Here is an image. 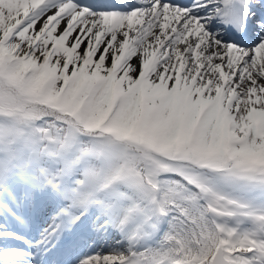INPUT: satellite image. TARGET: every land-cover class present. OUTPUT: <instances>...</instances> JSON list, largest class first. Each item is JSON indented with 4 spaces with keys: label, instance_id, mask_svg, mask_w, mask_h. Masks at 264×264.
<instances>
[{
    "label": "snow or ice",
    "instance_id": "obj_1",
    "mask_svg": "<svg viewBox=\"0 0 264 264\" xmlns=\"http://www.w3.org/2000/svg\"><path fill=\"white\" fill-rule=\"evenodd\" d=\"M0 264H264V0H0Z\"/></svg>",
    "mask_w": 264,
    "mask_h": 264
}]
</instances>
